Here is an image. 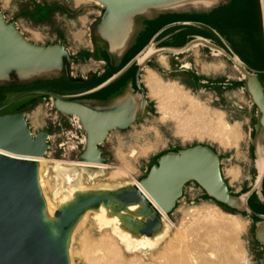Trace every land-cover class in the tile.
<instances>
[{
  "label": "rangeland",
  "instance_id": "374dc122",
  "mask_svg": "<svg viewBox=\"0 0 264 264\" xmlns=\"http://www.w3.org/2000/svg\"><path fill=\"white\" fill-rule=\"evenodd\" d=\"M228 1L229 5L225 7L223 17L220 16L215 24L219 33L228 42L223 43L224 50L233 58V52L230 49L233 45L239 47L242 35L244 41L251 42V56L249 55L248 61L251 63V67L256 69L251 71V74L258 76L264 89V43L252 0L251 34L249 25L241 28L242 20L239 19L241 11L238 2L232 4V0H219L218 3ZM0 12L5 21L13 23L15 29L28 42L39 46L58 44L65 50V54L61 57L62 66L58 71L38 73L24 79L20 78L14 70H10L8 73L9 84H16L20 93L24 91V88L28 90L37 87V89L53 91L73 87L63 82L62 79L74 80L70 74L71 70L84 66L89 61V57L92 55L89 47L90 41L91 39L92 41L97 40L94 34L106 13V8L92 1L0 0ZM200 48L198 43L196 45V42H193L185 50L170 57L171 67L175 70L153 71L164 81L177 82L203 106L208 107V111H220L229 124H238L240 135L236 145L223 147L207 135L203 134L200 138L195 133L187 135L170 114H167L166 119H162L163 114L158 108V100L150 95L149 88L144 85L145 70H140L138 76L140 90L137 92L142 107H139L134 119L122 127L112 129L107 141L101 143L103 148L100 156L104 159L102 163L106 164V168H102L94 175H89L87 170H80L77 167L81 173L79 179L81 185L86 188L116 187L132 180L140 181L146 176L151 166L157 164V161L163 156L176 153L187 147L201 145L210 148L218 155L220 173L227 184L229 193L243 205L247 200L250 207L251 205L257 206L259 202L255 195L252 196L253 191L259 187L256 184L259 176L256 162L260 158L264 161V156L261 153H255L256 146L260 145V140H258L260 124L257 121L259 110L257 106H252L251 97L247 92L243 78L245 75L235 69L233 59L225 57L220 50L212 51L206 47ZM161 60L163 61L164 58L162 57ZM183 63H187L188 68L176 70ZM74 81L79 82V79ZM1 84H5L6 90H4L5 96L0 98V106L11 99V96L5 92L13 87L6 83H0L2 89L4 86ZM20 84L22 87H19ZM122 93L120 92L119 96ZM75 99L74 101L78 102L84 100L83 97ZM29 102H31V106H28ZM23 107L28 110L26 123L31 134L34 135L41 129L48 132V148L44 154L45 163L40 169L41 190L53 210L52 216L59 218L60 212L57 209L62 196L66 194L61 184L62 168H73L70 162L85 160L83 152L86 147V133L77 116L70 115L61 120L53 99L46 95H34L31 100L22 99L16 105L0 111V115L16 112ZM55 161H59V163L56 164ZM229 168L238 169L235 179L227 174ZM249 195H251L250 199H248ZM263 205L261 203L264 208ZM193 208L200 209L202 215L208 213L215 220H224L227 223L230 221L226 215L237 216L245 223V227L237 237L235 236L239 246L236 242V244L233 243L236 241L234 238L233 241H230L231 243L224 242L227 249L231 250V255L237 263L245 257L249 264H264V245L260 244L254 236L259 219L247 209L230 207L215 201L193 180L185 183L181 198L167 215L171 222L168 234L156 246L146 249L132 250L118 241L122 254L129 261L134 259L135 254L146 264H152V261L153 264H157L162 260L163 263L164 260H167L165 256L167 253H163V249L166 250L167 246L164 245L170 237L174 242L169 241L173 246L169 245V248L176 252L180 251L181 254L192 250V247L198 249L197 246L200 248L203 246L207 251L212 249L209 242L211 239L205 235L204 229L208 221H197L196 218L193 220L188 215H184L186 210ZM195 216L197 217V215ZM57 226L59 227V224H56ZM85 228L93 238H99L104 231L98 226L93 214H89L84 225L76 231L73 240L66 243V247L71 245L72 264H87L82 254V249L85 246L84 237L80 236ZM177 229L179 230L177 231ZM105 230L110 234L111 227H107ZM54 239L59 245V249L62 250L61 239L58 236ZM177 246L178 248H176ZM187 246L191 249H188ZM184 249L186 252H182ZM89 251H87L88 255L93 252V255L90 256L86 254L89 258L95 257L96 254V256L107 254L105 250ZM156 257L164 259L159 258V260Z\"/></svg>",
  "mask_w": 264,
  "mask_h": 264
},
{
  "label": "bare ground",
  "instance_id": "6f19581e",
  "mask_svg": "<svg viewBox=\"0 0 264 264\" xmlns=\"http://www.w3.org/2000/svg\"><path fill=\"white\" fill-rule=\"evenodd\" d=\"M76 1H92L101 7L105 6L106 13L98 24L97 32L108 40L111 48H119L127 37L131 17L135 13L145 11L150 7L174 6L187 1L212 3L216 0ZM63 54H65V50L58 44L51 46L44 52L19 51L11 46L5 45L0 49V80L8 78L9 70H14L20 78L24 79L30 78L38 73L58 71L62 66L61 57ZM149 54H151L150 48L139 57V61L142 62ZM233 60L237 64V59L233 58ZM144 82L146 87L149 88L150 95L158 100V108L163 114L162 119L167 117V114H170L187 135H189V133H195L200 138L204 134L223 147L236 145L240 135L238 124H229L225 120L222 112L216 110L208 111V107L206 108L203 106L199 100L191 96L188 91H185L177 82L164 81L153 71L146 69ZM250 82L251 79L249 78L248 84H250ZM140 106L141 102L138 95L134 92L127 91L111 103L104 105L103 108L105 111L97 113V115L108 118L117 125L124 126L134 119L135 113ZM181 106H183L184 109L181 108ZM262 137L263 134L260 133L258 140ZM47 139L48 134L46 135V142ZM85 142V160L70 162L73 168H62L61 184L66 194L62 196L59 208L57 209V211L60 212L59 218L52 216L53 210L41 190L42 176L40 169L45 163L44 154L46 150L39 157H24L0 149V192L2 189L1 180L4 176L3 170L11 166L15 161H25L29 166L30 186L34 196L33 214L38 226L44 229L43 244L46 249L55 254L57 264L73 263L71 245L66 247V243L67 241L70 243L73 240L76 231L84 225L89 214H93L98 226L104 229V231L99 238L91 237L86 228L80 233V236L84 237L85 246L82 249V254L87 264H146V262L137 258L138 255L135 254L133 256L134 259H132L134 261L127 260L126 256L121 252L119 242L132 250L156 246L168 234L169 225H171V222L167 218L168 213H164L160 210L157 204L142 188L139 181L136 180L125 182L116 187L99 186L95 188H86L81 185V183H79L81 175L79 169L87 170L89 175H94L102 168H106V164L99 161L100 155L98 149L89 145L87 136L85 137ZM55 163L58 164L59 161H55ZM256 166L259 171L256 184L259 185L261 175L264 171V161L262 158L256 162ZM77 167L79 169H77ZM237 170L238 169L229 168L227 169V174L232 179H235L238 175ZM128 191L138 193L140 200L125 203L117 198L118 194ZM235 205L243 208V205L237 200L235 201ZM200 209L202 208L200 207ZM200 209L193 208L186 210L185 214H183L188 215V217L193 220L196 218L197 221H208L204 229L205 235L211 239L209 242L212 249L207 251L203 246V250L198 246V249H196L194 246L196 250L193 249V247L192 250H188L191 248L187 246L188 251L186 252L185 249L183 251L181 250L182 252H186L185 254H181L180 251L176 252L169 248L172 242L170 237L164 245L167 246V252H164L166 250L163 249V253H167V255L165 254L167 260H164L165 262L162 263V259L164 258L161 257V259L160 257H156L162 260L159 263L157 262V264H249L245 257L241 262L239 261L237 263L231 255V250L227 249L224 243L226 241H233L234 238L236 240L237 235L243 231L245 223L238 219L237 216L231 214L226 215L230 223L224 222V220L218 221L216 219V221L215 218L208 213L202 215L203 213L199 211ZM195 215H197L198 218ZM154 218H156L157 221L154 225L152 235L146 236L142 234L140 230L143 228L144 223ZM56 224H59V227H56ZM107 227H111L110 234L105 230ZM262 228L263 226L261 229ZM178 230L179 229H177V231ZM57 236L61 239L63 246L62 250L59 249V245H57L54 239ZM235 242L237 243V240L233 243ZM237 246H239L238 243ZM176 248H178V246ZM94 249L105 250L107 254L104 253L105 255L101 256H96V254L95 257L92 256L93 258H89L88 256L93 253H89L88 255V252H90L89 250ZM86 254L88 256H86Z\"/></svg>",
  "mask_w": 264,
  "mask_h": 264
},
{
  "label": "water",
  "instance_id": "95a60500",
  "mask_svg": "<svg viewBox=\"0 0 264 264\" xmlns=\"http://www.w3.org/2000/svg\"><path fill=\"white\" fill-rule=\"evenodd\" d=\"M259 7L264 40V0H259ZM5 45L19 51L44 52L55 44L39 46L28 42L13 23L5 21L0 12V49ZM245 84L259 110V123L264 135V89L255 74L246 75ZM42 93L53 99L59 112L79 118L89 145L98 149L99 155L98 144L105 139L108 131L122 127L97 115L103 111L91 109L81 102L64 99L51 92ZM47 134L46 130L41 129L32 135L21 111L0 115V149L6 152L24 157H39L48 147ZM84 153L85 150L83 156ZM99 161L103 162L104 159L100 156ZM3 172L0 192V264H57L55 254L43 244L44 229L38 226L33 214L34 196L28 164L25 161H15ZM190 180L195 181L215 201L230 207L236 206L237 198L229 193L221 176L218 155L201 145L163 156L157 164L151 166L139 183L162 212L170 213L181 197L183 186ZM117 198L125 203L140 200L139 194L134 191L118 194ZM242 209H247L246 204ZM156 221V218L147 220L141 233L151 236ZM254 236L260 244H264V220L258 222Z\"/></svg>",
  "mask_w": 264,
  "mask_h": 264
},
{
  "label": "crops",
  "instance_id": "0c3cea01",
  "mask_svg": "<svg viewBox=\"0 0 264 264\" xmlns=\"http://www.w3.org/2000/svg\"><path fill=\"white\" fill-rule=\"evenodd\" d=\"M218 2L219 0L212 3L187 1L174 6L150 7L145 11L135 13L131 17L127 37L119 48H111L108 40L96 32L94 37L97 40L92 41L91 39L90 41L89 47L92 55H90L89 61L86 65L70 72L73 79H79V82L62 79L63 82L73 86L74 89L71 87L53 91L48 89V91L40 88L37 89L36 87L28 90L24 88V91L19 93L16 84H9V78L2 79L0 83H6V85L13 87L8 92H5L8 96H11V99L6 104L0 106V111L9 106L16 105L22 99L31 100L34 95H44L42 91L51 92L68 100H76V97H83L84 100L81 102L87 107L98 111H105L104 105L117 99L120 92L124 94L130 91L138 95L137 90H140V80L138 79L140 70H145L149 67H151V70H158V72L175 70L171 67L170 57L185 50L193 42H196V45L198 43L201 47L200 49L206 47L212 51L220 50L224 53L225 57L229 59L236 58L237 64L233 60L235 69L239 70L243 75H250L251 71L256 70L251 67V63L248 61V58L251 56V42L244 41L242 35L239 47L233 45L230 49L233 52V58L224 50L223 43L227 42V40L219 33L215 24L220 16L223 17L224 9L229 5V1L225 3ZM237 2L241 11L239 13V19L242 20L241 28L249 25L251 34V0H232V4H237ZM252 4L262 33L259 0H252ZM150 47L153 48L154 52L140 62L139 57ZM162 57L164 58L163 61L161 60ZM183 64L179 65L176 70H185L182 66ZM243 78L246 82V76H243ZM1 85L4 87L3 89L0 88L2 89L0 90V98H3L6 86L5 84ZM19 87H22V85L20 84ZM251 102L252 106L256 107L252 98ZM28 106H31V102L28 103ZM25 108L23 107V109H18L17 111L23 110L21 112L25 120L28 121V110ZM138 111L139 108L135 116ZM258 115L260 116V113ZM59 116L63 120L70 115L59 112ZM259 116L257 118L258 123ZM110 131H108L101 143L107 141ZM260 133H262L261 125L259 127ZM259 142L260 145L256 146L255 153L258 152L264 156V135ZM101 143L98 144L100 154L103 148ZM253 195H255L259 203H257V206L251 205L250 207L246 200V208L260 222L264 220V208L261 206V203L264 204V173L261 175L259 187L253 191ZM250 197L251 195L248 196V199Z\"/></svg>",
  "mask_w": 264,
  "mask_h": 264
},
{
  "label": "flooded vegetation",
  "instance_id": "af4514ba",
  "mask_svg": "<svg viewBox=\"0 0 264 264\" xmlns=\"http://www.w3.org/2000/svg\"><path fill=\"white\" fill-rule=\"evenodd\" d=\"M149 50V49H148ZM147 51V50H146ZM150 52L151 53H153L154 52V50H153V48H151L150 47ZM184 68H188V64L187 63H184L183 65H182ZM147 70H150V71H153V70H151V69H148V68H146ZM146 69H145V72H144V74H143V78H144V76H145V73H146ZM154 72V71H153ZM156 73V72H155ZM143 82H144V79H143ZM169 82H175V81H169ZM144 85H145V83H144Z\"/></svg>",
  "mask_w": 264,
  "mask_h": 264
}]
</instances>
